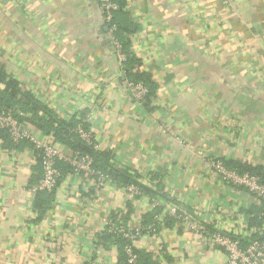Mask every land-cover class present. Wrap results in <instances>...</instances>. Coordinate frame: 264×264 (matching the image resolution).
<instances>
[{
    "label": "crops",
    "instance_id": "crops-1",
    "mask_svg": "<svg viewBox=\"0 0 264 264\" xmlns=\"http://www.w3.org/2000/svg\"><path fill=\"white\" fill-rule=\"evenodd\" d=\"M125 12L138 29L135 54L157 84L149 104L130 93L97 0H0V73L19 84V97L38 101L46 121L83 119L115 170L153 192L99 187L61 163L47 206L32 190L43 177L32 144L0 133V264H120L116 244L100 241L119 225L142 227L137 248L160 264H227L170 207L208 230L236 232L261 210L211 162L264 168V0H127ZM32 118L19 119L23 129L54 137Z\"/></svg>",
    "mask_w": 264,
    "mask_h": 264
},
{
    "label": "built area",
    "instance_id": "built-area-1",
    "mask_svg": "<svg viewBox=\"0 0 264 264\" xmlns=\"http://www.w3.org/2000/svg\"><path fill=\"white\" fill-rule=\"evenodd\" d=\"M97 2L102 21L108 30V35L113 42L121 64L122 73L125 76L124 64L132 54H135L134 35H129L131 53L128 54L117 36L118 27L115 22V15L120 10L117 0H97ZM138 57L141 59L140 56ZM126 82L133 98L137 102L143 103L149 93L148 89L141 83L136 84L128 80ZM18 116L23 118L25 114L20 112ZM19 117H15L11 111L0 109V133H7L10 142L15 146H19L23 142L31 143L33 149L37 152L43 169V177L33 187V192L52 193L55 191L62 177L59 169L60 163L70 166L73 169L72 173L76 176L82 174L92 175L95 177L99 187H102L107 182H114L109 174L94 171L92 156L73 150L70 156H65L55 145L56 140L52 135L46 141L33 137L28 131L23 129ZM76 133L84 142L98 151L92 133L85 130L81 124L76 128ZM211 166L225 184L250 193L255 198L257 206L260 207V212L258 214H247V221H243L244 230L238 232H236L237 230H230L224 227H214V229L208 230L207 227L210 223L204 222L203 224L194 214L183 212L176 206L170 207L169 214L178 221L180 227H183L186 231L204 236V238L210 240L211 243L222 250L227 256V264H264V182L259 176L249 173L243 174L237 170L229 169L223 161L218 159L212 161ZM127 189L132 194V197L142 195L138 186H128ZM254 219L256 224L252 225L251 221ZM149 231L153 232L154 228H149ZM142 232L143 230L140 226L126 228L119 225L109 228V233L128 241L124 248L127 264H139L138 255L135 251L139 250L137 242Z\"/></svg>",
    "mask_w": 264,
    "mask_h": 264
},
{
    "label": "trees",
    "instance_id": "trees-1",
    "mask_svg": "<svg viewBox=\"0 0 264 264\" xmlns=\"http://www.w3.org/2000/svg\"><path fill=\"white\" fill-rule=\"evenodd\" d=\"M120 10L115 15V22L118 27V39L122 42L124 50L130 54L131 48V40L129 35H134L137 32V28L133 27L130 23H125L124 20L128 19V15L125 12L127 6V0H117ZM142 60L136 56L135 54L131 55L126 63L124 64V74L125 79L133 83H141L148 89V94L145 97L144 103L149 104L152 99L156 97L157 84L154 81L153 76L144 71L142 68ZM0 84L5 85V89H0V109L11 111L15 117H19L17 115V110L22 111L21 113L27 114L31 113L33 118V122L42 130H45L48 134H53L58 142L68 145L71 150L78 151L82 154H89L92 156L94 163L93 169L97 172H102L103 174H109L112 176L114 182L120 187H128V186H138L141 190V193H146L153 196V192L149 189L143 188L139 186L137 183V179L132 172L128 171H118L113 167L112 157L109 153L99 152L93 148V146L88 145L84 142L80 136L76 133V128L78 125H82L85 130H88V127L85 123H83V119H73L71 122H52L46 121L44 118H40L38 113L40 110H44L48 112L38 101L33 99L30 96L19 97L21 91L19 89V84L11 79H8L4 74L0 73ZM25 97V98H24ZM20 118V117H19ZM23 118H20V120ZM61 164V163H60ZM59 164V169L61 171ZM227 168L237 170L240 173H249L252 175L259 176L261 180L264 182V168L258 166H249L247 164H242L238 162H227L225 163ZM68 170L73 172V169L70 166H67ZM62 174V171H61ZM63 178V174L61 179ZM53 193V192H52ZM52 193L47 192H38V198L47 196L48 204L52 201ZM139 197V196H137ZM38 205V203H37ZM45 206V207H47ZM39 207L44 210L45 207L42 208L41 205ZM249 214H258L254 211L249 212ZM255 222V223H254ZM256 224V220H252L251 224ZM143 233V232H142ZM100 241L104 243V245L116 244L119 253V261L120 264H127L126 256L124 253V248L128 241L125 239L117 238L113 234L106 232L101 235ZM135 253L138 255L139 264H160L159 259L155 258L152 254L147 253L146 251L136 250Z\"/></svg>",
    "mask_w": 264,
    "mask_h": 264
}]
</instances>
